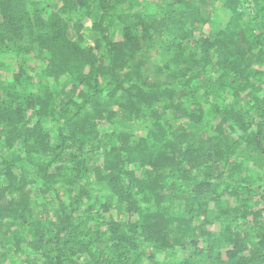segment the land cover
<instances>
[{"label": "trees", "instance_id": "obj_1", "mask_svg": "<svg viewBox=\"0 0 264 264\" xmlns=\"http://www.w3.org/2000/svg\"><path fill=\"white\" fill-rule=\"evenodd\" d=\"M208 2L0 0V264H264V0Z\"/></svg>", "mask_w": 264, "mask_h": 264}, {"label": "rangeland", "instance_id": "obj_2", "mask_svg": "<svg viewBox=\"0 0 264 264\" xmlns=\"http://www.w3.org/2000/svg\"><path fill=\"white\" fill-rule=\"evenodd\" d=\"M209 2H208V5L204 8L205 10H206V14H205V16L207 17V16H209V19H214V20H217L218 22H219V24H220V27L221 28H224L225 26H226V15H225V12H224V9L222 8V5L223 4H221V0H208ZM216 5V7H218V8H216L215 10H214V6ZM217 5H219V6H217ZM215 31L216 29L214 28V26L212 25V27L210 28V27H206L205 28V31L207 32V33H211V31ZM88 42H90V40H88ZM153 59L154 60H159V61H161L162 62V60L164 61H166L167 59H168V55L167 54H165V53H160V52H157V53H155L154 55H153ZM0 73H1V70H0ZM255 170L259 173L258 175H255L256 176V178L257 177H262L263 179H264V169L263 168H255ZM215 211L213 210V212H211L210 214H209V218L210 219H213L214 218V216H215ZM200 220L202 221V218H200ZM207 221V220H206ZM203 221L202 222H200V224L199 225H201L202 226V229L204 230V231H214L215 229H216V227H217V224L216 223H214V222H206V223H203ZM181 240V242L178 244V245H180L181 246V244H183V243H185L184 241L185 240H183V239H180ZM11 243H12V240H9ZM13 244V246H16L17 245V243H15V242H13L12 243ZM19 247V246H18ZM18 247H14V251H12V252H10L12 255V257L11 256H9V254L7 255V256H9V257H11V258H9V257H7V258H5V260H4V262H7V263H9L12 259H13V257L14 256H16V254H18ZM182 248V247H181ZM3 250H5V248H2ZM189 251H191V248L189 247V250H188V252ZM188 252H183V249H180V251H178V255H180V254H182V253H184V255H187L188 254ZM178 255H174V257H176V256H178ZM15 258V257H14ZM160 259H165L164 258V255L162 254L161 256H160ZM161 261V260H160ZM3 262V263H4ZM161 264V263H160Z\"/></svg>", "mask_w": 264, "mask_h": 264}]
</instances>
